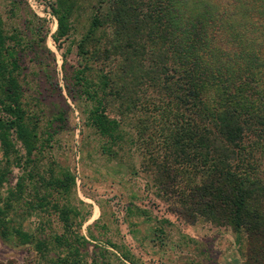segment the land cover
<instances>
[{"label":"trees","instance_id":"16d2710c","mask_svg":"<svg viewBox=\"0 0 264 264\" xmlns=\"http://www.w3.org/2000/svg\"><path fill=\"white\" fill-rule=\"evenodd\" d=\"M57 4L59 41L69 34L73 7ZM1 24L0 143L8 167L16 140L29 166L5 207L0 204V231L45 255L47 237L4 218L16 192L35 175L29 167L39 132L22 105L17 46L8 43ZM105 26L110 39L100 58L111 66L100 67L94 82L82 78L83 71L76 75L95 104L94 125L118 140L120 123L107 107L114 95L149 115H138V138L148 142L161 188L178 196L177 213L192 224L204 219L243 232L246 264H264V0H112L94 16V30ZM2 161L0 186L11 173ZM71 181L54 176L53 183L64 190ZM57 211L64 232L50 238L60 251L52 264H87L88 240L75 228L73 210Z\"/></svg>","mask_w":264,"mask_h":264},{"label":"rangeland","instance_id":"374dc122","mask_svg":"<svg viewBox=\"0 0 264 264\" xmlns=\"http://www.w3.org/2000/svg\"><path fill=\"white\" fill-rule=\"evenodd\" d=\"M111 1L65 0L73 7L70 31L56 41L58 0H0L2 28L18 49L22 105L39 132L29 167L35 175L16 192L4 218L49 239L42 255L0 231V260L52 264L60 251L50 238L64 232L61 206L73 210L72 222L88 240L87 264H246L243 232L204 219L192 224L177 213L178 196L161 188L145 151L148 142L138 138L139 116L149 115L128 109L114 95L107 107L120 123L118 140L105 138L94 125L95 104L81 85L86 81L76 75L83 71L82 78L94 82L98 69L112 64L100 58L106 55L109 29H93L94 16ZM15 142L10 167L0 143L3 166L11 172L0 186L2 207L29 166L22 144ZM66 175L72 183L62 190L54 176Z\"/></svg>","mask_w":264,"mask_h":264}]
</instances>
